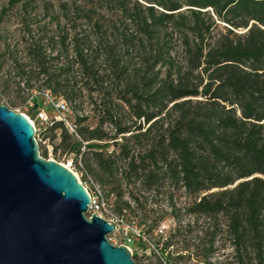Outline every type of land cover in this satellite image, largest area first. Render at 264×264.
Wrapping results in <instances>:
<instances>
[{
    "label": "trees",
    "instance_id": "trees-1",
    "mask_svg": "<svg viewBox=\"0 0 264 264\" xmlns=\"http://www.w3.org/2000/svg\"><path fill=\"white\" fill-rule=\"evenodd\" d=\"M70 3L94 34L73 30L69 37L80 90L70 83L69 68L49 75L54 86L45 92L68 105L64 117L73 129L49 117L44 135L61 134L53 154L60 148L73 155L81 183L88 174L107 196L114 194L118 213H133L130 202L142 210L140 192L164 190L175 215L171 192L182 191L189 199L184 214L195 225L202 220L198 244L184 249H195L202 264H213L218 242L231 249L230 264H264V0ZM83 91L94 128L68 102ZM45 92L28 105L26 116L38 124L39 110H53L43 105ZM141 217L147 219L146 211ZM185 232H193L190 222ZM169 245L154 248L165 264Z\"/></svg>",
    "mask_w": 264,
    "mask_h": 264
},
{
    "label": "rangeland",
    "instance_id": "rangeland-1",
    "mask_svg": "<svg viewBox=\"0 0 264 264\" xmlns=\"http://www.w3.org/2000/svg\"><path fill=\"white\" fill-rule=\"evenodd\" d=\"M9 2L10 0H0V104L8 106L19 114L27 115L31 96L45 92L46 89L54 86V79L49 82V75L59 74L62 70L69 68L70 83H77L76 89L80 87V77L75 73L77 65L73 58L69 37L73 35V30L82 37L87 35L91 37L94 32L83 19L73 15L70 0H17L14 5ZM63 2H68V6L62 10L60 5ZM67 33L68 37L63 46L60 43L61 38ZM37 53L39 57H36ZM93 98L97 101L100 99L97 94H94ZM68 102L76 115L87 117L86 125L92 128L96 126L97 118L91 111L92 106L88 104L84 91L80 97ZM53 115H56V112L48 110V117ZM35 127L36 129L39 127L36 122ZM104 129L111 131L109 126H105ZM44 133L42 135L51 148L60 144V130L53 132L54 137ZM38 147L42 154L46 146L39 143ZM108 150L112 151V148ZM82 152L89 157L87 150L82 148ZM81 158V155L78 156V163ZM45 159L54 160L73 169L71 164L73 155L64 154L60 148L56 156L53 152L51 154L47 152ZM73 172L80 181L83 180L79 172L74 170ZM85 178L88 190L92 191L93 187H99L113 214L122 216L121 227L127 233L131 230L139 231L142 236V239L136 242L137 256L132 257L136 264H165L158 252L154 250V248L159 250L164 241L170 243L166 248L170 254V264H202L201 260L195 256V249L192 247L187 251L184 249L186 245L198 244L196 236H200L198 229L202 225V220L195 225L196 219L184 214L183 208L189 199L184 197L182 191L171 192L172 201L176 205L175 215H172L173 212L167 205L169 194H165L164 190H159L157 193L140 192L138 206L147 213V219L142 220L144 211L137 208L134 202H130L127 196L123 198V201H129L134 212L118 213L117 208L120 207V202L117 201L116 196L114 194L107 196V192L90 175L86 174ZM89 215L87 212L86 216ZM155 220H159L158 224L151 233H146L147 225ZM188 222L191 223L193 232L186 234L185 225ZM123 232L119 230L108 235L109 242L114 246L122 245ZM220 245V242L215 245L218 251L210 262L230 264L231 249L227 245L224 247Z\"/></svg>",
    "mask_w": 264,
    "mask_h": 264
},
{
    "label": "water",
    "instance_id": "water-1",
    "mask_svg": "<svg viewBox=\"0 0 264 264\" xmlns=\"http://www.w3.org/2000/svg\"><path fill=\"white\" fill-rule=\"evenodd\" d=\"M89 204L79 178L40 155L31 122L0 104V264H136Z\"/></svg>",
    "mask_w": 264,
    "mask_h": 264
},
{
    "label": "built area",
    "instance_id": "built-area-1",
    "mask_svg": "<svg viewBox=\"0 0 264 264\" xmlns=\"http://www.w3.org/2000/svg\"><path fill=\"white\" fill-rule=\"evenodd\" d=\"M45 97H46V100L43 103V105H45V107H49V106L51 107L52 106L53 110L56 112L54 119L64 122L69 127L70 131H73L72 126L70 125L68 120L65 119V117H64V113H66V111L68 109L67 108L68 105L65 104L61 100H55V98L50 96L48 93L45 94ZM22 115L27 120H29V118L24 113H22ZM36 120L39 122V127L37 129L35 127V122L34 121L32 122L31 120H29V121L31 122V124L34 128L35 140L37 142V145L39 143L45 145L46 146L45 147L46 152L51 154L53 149L51 148L50 144L47 143V141L44 139V136L42 135L43 132L46 130L47 126L52 125L51 120L49 119L47 112L44 109H41L38 111ZM69 169L72 171L71 168H69ZM84 187L90 196V204L88 205V207H89L88 213L90 215L87 216V218H89L91 215H96L97 217H101L102 219H104L106 222L115 225L114 233L119 232V230L124 231L122 233L123 244L121 246H125L127 248V250L133 254L132 245H136V242L140 241V239H142V236L139 234V231L131 230L132 232L129 231V233H127L125 231V229L121 227L123 225V221L121 218L122 216L119 217V216H116L115 214H113L111 208L108 206V204L106 203V201L104 199L103 192L100 190L99 187L98 188L93 187L92 191L88 190V188L85 184H84ZM137 252H138V250H137Z\"/></svg>",
    "mask_w": 264,
    "mask_h": 264
},
{
    "label": "bare ground",
    "instance_id": "bare-ground-1",
    "mask_svg": "<svg viewBox=\"0 0 264 264\" xmlns=\"http://www.w3.org/2000/svg\"><path fill=\"white\" fill-rule=\"evenodd\" d=\"M65 166V165H64Z\"/></svg>",
    "mask_w": 264,
    "mask_h": 264
}]
</instances>
